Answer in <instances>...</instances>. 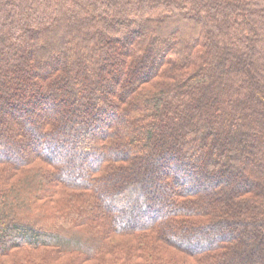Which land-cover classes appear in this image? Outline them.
Listing matches in <instances>:
<instances>
[{
    "label": "trees",
    "instance_id": "obj_1",
    "mask_svg": "<svg viewBox=\"0 0 264 264\" xmlns=\"http://www.w3.org/2000/svg\"><path fill=\"white\" fill-rule=\"evenodd\" d=\"M0 264H264V0H0Z\"/></svg>",
    "mask_w": 264,
    "mask_h": 264
}]
</instances>
